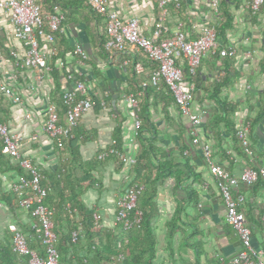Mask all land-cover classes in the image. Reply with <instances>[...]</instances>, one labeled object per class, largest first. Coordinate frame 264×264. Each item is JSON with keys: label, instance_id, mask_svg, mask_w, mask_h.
<instances>
[{"label": "crops", "instance_id": "crops-1", "mask_svg": "<svg viewBox=\"0 0 264 264\" xmlns=\"http://www.w3.org/2000/svg\"><path fill=\"white\" fill-rule=\"evenodd\" d=\"M107 1L109 8L115 10L122 21L137 19L144 36H152L159 27V41L172 38L176 23L182 22L168 13L162 17L157 0ZM209 3L210 0H180L179 7L190 23L187 26L182 22V31L187 39L195 36L191 29L194 23L199 25L215 21ZM234 21L235 27L228 33L230 55L233 59L228 70L236 77L229 76L228 87L222 88L220 95L236 103V111L233 114L236 128L245 121L250 123L249 144L254 163L264 168V118L255 124L253 121L264 99V75L259 74V62L264 54V17L257 19V23H252L251 16L243 4L234 12ZM85 32L86 28L84 29L81 22L62 24L60 32L68 47H79L86 54L83 61L72 55V51L65 55L66 68L82 81L93 102L92 108L82 115L77 124L84 132L93 134L91 140L79 146L81 159L89 160L110 147L113 142L111 132L116 127L121 131L122 151L134 158L139 146L134 135L133 122L135 119L141 120L138 116V104L132 106L128 96L136 99V103L146 102L147 116L155 124L158 133L155 146L166 152L167 159L172 158L175 163H180L178 150L180 146L187 144L184 154L195 175L183 180L176 189L173 179H166L162 185H157V194L153 200L155 217L152 220L157 254L153 264H230L231 259L240 250V242L224 222V205L214 180L204 165L199 145L191 144L187 132L180 133L177 130L181 125L189 124L188 120L179 114L175 103L163 102L164 98L158 94H166L168 91L163 84L159 89L154 88L155 92L147 93L145 85H150L149 74L155 65L139 52H101L96 46L95 32L91 35ZM0 34L5 37L3 42L10 45L12 51L18 48L17 42L13 40L11 27L3 16H0ZM100 34L103 39L104 26L101 27ZM134 54L140 60H135ZM87 60H90L91 65ZM12 63L0 55V81L17 86L20 82L15 76ZM135 64L139 65L140 69H136ZM218 65L220 61L212 55L202 58L193 77L195 88L190 110L201 116V123L196 128L197 136L200 143L209 146L212 160L232 175L238 176L247 163L242 158L235 157L232 147L225 151L230 156L227 159L226 154H222L219 149L220 144L206 129L211 117L219 110L209 94L214 82L223 75ZM26 72L30 82L33 71ZM186 82L184 81V84H187ZM42 93L43 95L29 94L25 88H21V104L15 105L5 99L2 102L9 109V118L5 125L20 137L19 152L37 165L40 172L53 171L60 161L67 159L65 155L58 157L57 148L42 130L43 109L47 104L45 99L50 93V83L46 80ZM98 102L100 106H96ZM27 112L30 114L29 118H25ZM116 165V162L110 161L98 167L95 177L101 185L92 186L80 196L91 214L97 212L101 215L99 226L110 230L117 228L115 199L124 183L131 181V178L127 177L129 168L123 165V168L116 170ZM0 168L3 169V172L0 171V195L6 192L13 194L10 185L19 175L7 169L5 171L3 165H0ZM238 191L245 197V221L251 231L252 245L264 253V188L253 192L252 187L240 185ZM188 193H194L195 200L187 201ZM14 205V208H8L0 202V242L3 244H9L11 241L10 228L18 229L24 236L29 235L30 218L17 203L14 202ZM175 209L179 211L177 216H174Z\"/></svg>", "mask_w": 264, "mask_h": 264}, {"label": "built area", "instance_id": "built-area-1", "mask_svg": "<svg viewBox=\"0 0 264 264\" xmlns=\"http://www.w3.org/2000/svg\"><path fill=\"white\" fill-rule=\"evenodd\" d=\"M91 11L100 16L104 22L105 41L103 50L105 53H132L141 52L145 58L155 65L149 74V84L155 89L163 84L173 97L174 103L181 116L186 117L189 123L188 134L192 145H199L200 153L208 173L213 178L215 187L219 192L224 205V222L229 226L240 242V250L231 259L230 264H264L263 250L253 247L251 242V231L245 221V197L239 193L240 185L250 186L258 178L264 179V168L260 166L250 167L255 164L252 150L249 144L250 123L245 121L236 128V137L242 152L247 157V166L243 167L238 176L232 175L226 168L215 163L211 157L208 145L199 142L196 128L201 123V116L190 110V102L195 88L193 77L201 60L206 55H213L217 48L216 25L219 20V0H210L209 9L214 16V22L194 23L191 29L195 33L192 39H187L182 31V22L176 23V31L172 38L159 41L158 27L150 37L143 35L138 21L129 18L122 21L117 12L110 9L107 0H85ZM174 3L180 6V0H157L161 9L162 17L167 13L166 5ZM263 0H249L245 4L250 16L256 15ZM0 16L5 17L11 27L13 40L17 42L18 48L11 51L13 57L12 66L15 68V76L20 82L17 86L0 81V98L10 101L12 104L22 103L21 88L28 93L42 94L47 74L51 70L49 59L55 55L54 44L57 43L55 33L61 32L63 14L54 8L53 13L45 19L47 31L42 27L40 9L36 0H0ZM8 45V44H7ZM231 54V51H230ZM72 55L79 57L80 61L86 59V54L79 48L74 47ZM56 67L61 69L63 62L57 60ZM140 66L135 64L136 69ZM187 70L190 78L184 84L183 71ZM28 70H32L31 81H28ZM67 70L62 78L61 101L65 107V122L58 123V116L54 103L49 96L45 99L44 119L42 130L45 136L52 141L55 147L61 148L64 140L72 137V131L77 126L83 114L92 108L91 95L86 90L82 81L78 80L73 73ZM52 89L50 83V91ZM43 98V96H42ZM129 103L136 106V99L128 96ZM104 107V106H103ZM27 112L25 118H29ZM114 116V115H113ZM140 121L133 122L134 135ZM0 142L2 155L8 157L21 169L22 174L11 183L10 189L18 195L17 206L29 213L31 217V231L33 236L41 241L43 255L38 251L29 249L24 234L16 228H10L12 233L11 249L18 256H27L28 264H63L59 261L56 249V233L52 216L54 209L44 204L46 189L41 185L42 174L37 165L19 152L20 137L12 133L7 125L0 124ZM113 144V142H112ZM100 151L97 155L99 160L107 155L114 156L119 163L130 168L134 164V158L117 151L113 146ZM127 179V178H126ZM264 188V185H263ZM144 190L143 184L126 181L120 194L115 199V223L118 231H127L140 224L142 211L137 207L138 197ZM93 225H100L101 215L92 213ZM264 221V214L262 215ZM77 235L71 233L72 242ZM117 251L114 264H122L123 256L120 252L122 244L120 241L114 243Z\"/></svg>", "mask_w": 264, "mask_h": 264}, {"label": "trees", "instance_id": "trees-1", "mask_svg": "<svg viewBox=\"0 0 264 264\" xmlns=\"http://www.w3.org/2000/svg\"><path fill=\"white\" fill-rule=\"evenodd\" d=\"M249 0H219V20L216 25L217 32V48L212 55L214 59L220 61L219 70H222L223 75L214 82L212 89L209 91L210 98L213 99L219 110L216 115L211 117V120L206 125V129L211 132L212 138L220 144L219 149L222 154H226V149L231 148L233 154L237 158H242L247 163V157L242 152L236 137V127L234 122V112L236 111V103L221 97L222 88H227L229 84V76L236 77L230 73L228 68H231L233 59L230 55V40L228 33L235 27L234 12L240 6L246 4ZM40 9L42 19V27L46 28V17L53 13L54 8H57L63 14L66 23H83L86 34H96V46L101 52L105 36L102 39L100 29L104 26L102 18L94 14L85 0H36ZM181 7V6H180ZM180 7H175L174 3L166 5L167 13L173 15L178 21H182L187 26L189 21L183 14ZM166 13V14H167ZM264 17V0L256 15H251L252 23H257V19ZM264 22V21H263ZM264 24V23H263ZM91 29V30H90ZM57 43L54 44L55 55L49 60L51 70L47 74L48 80L51 83L50 101L54 103L55 110L58 116V123L63 125L65 122V107L61 101L62 78L67 74L65 55L72 48L67 46V42L61 33L54 34ZM262 37L264 41V25L262 29ZM5 37L0 34V55L5 59L13 62L11 56V47L3 41ZM264 52V45H263ZM72 53V52H71ZM105 53V52H104ZM141 53V52H139ZM135 60L138 59L134 54ZM60 60L64 63L61 69L56 67V61ZM87 63L91 65L90 60ZM259 74L264 75V54L259 62ZM184 81H189V74L186 69L183 71ZM147 93L154 91L150 85L146 84ZM150 86V87H149ZM163 97V102H173V97L169 91L166 94L158 92ZM3 98H0V124H6L9 118V109L3 105ZM138 116L140 125L135 135L139 150L135 154L134 164L127 169V177L131 178V183L143 184L144 190L138 197L137 207L142 211L140 224L137 227H132L127 231H116L95 226L92 222L91 211L88 210L80 199V196L94 185L100 186L95 177V172L98 167H101L106 162H116V170L123 168L122 163L112 155H107L104 159L99 160L97 154L89 160L81 159L79 154V146L83 142L91 140L90 132H84L81 127L76 126L72 131V138L64 140L62 147L57 148L58 157L67 156L66 161H60L59 166L53 171L41 170L42 180L41 185L46 189L44 204L54 209L52 221L54 231L56 233V249L59 254V261L63 264H114L117 256L114 243L120 241L122 244L120 252L123 256L122 264H153L156 258L157 247L155 236L152 228V220L155 217V209L153 200L157 194V185H162L166 179L174 180L175 189L186 178L195 176L192 168L188 165V160L184 154L187 144L180 146L178 155L181 158L180 163H175L172 158H166V152L159 150L155 146L157 140V130L155 124L147 116L146 102H137ZM100 106V102L96 103ZM98 108V107H97ZM96 108V110H97ZM264 118V99L259 106V112L254 118V124ZM187 122V121H186ZM189 124L181 125L177 130L180 133L189 130ZM113 140V148L117 151H122L121 131L118 127L111 132ZM190 141V138H189ZM1 149V142H0ZM225 156V155H224ZM229 159V155L225 156ZM66 162V163H65ZM248 164V163H247ZM0 165L14 172L17 175L21 174V169L17 164L12 163L10 159L0 152ZM250 167L257 166L256 164L249 165ZM3 172V169L0 168ZM264 179L258 178L257 181L247 187H252L253 192L262 189ZM14 194V195H13ZM9 192L0 195V202H3L8 208H14V202L17 203L18 195ZM192 196V197H191ZM194 193L187 194V201L192 202ZM245 213V212H244ZM29 223V235L26 237V243L29 249L38 251L43 255V245L40 240L33 236L31 231V217ZM179 214L178 209H175L174 216ZM248 214V213H247ZM174 218V217H173ZM76 232V239L72 242L71 233ZM12 239V237H11ZM27 256H17L11 249V241L6 244L0 242V264H28Z\"/></svg>", "mask_w": 264, "mask_h": 264}, {"label": "rangeland", "instance_id": "rangeland-1", "mask_svg": "<svg viewBox=\"0 0 264 264\" xmlns=\"http://www.w3.org/2000/svg\"><path fill=\"white\" fill-rule=\"evenodd\" d=\"M64 163V162H63ZM66 163V162H65ZM56 225V223H54Z\"/></svg>", "mask_w": 264, "mask_h": 264}]
</instances>
